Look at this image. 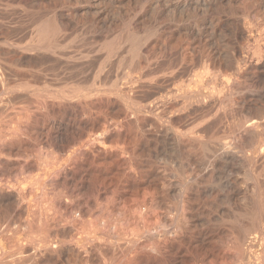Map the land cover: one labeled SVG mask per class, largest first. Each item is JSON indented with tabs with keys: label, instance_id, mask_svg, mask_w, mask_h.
Returning a JSON list of instances; mask_svg holds the SVG:
<instances>
[{
	"label": "bare ground",
	"instance_id": "obj_1",
	"mask_svg": "<svg viewBox=\"0 0 264 264\" xmlns=\"http://www.w3.org/2000/svg\"><path fill=\"white\" fill-rule=\"evenodd\" d=\"M0 243L264 264V0H0Z\"/></svg>",
	"mask_w": 264,
	"mask_h": 264
},
{
	"label": "rangeland",
	"instance_id": "obj_2",
	"mask_svg": "<svg viewBox=\"0 0 264 264\" xmlns=\"http://www.w3.org/2000/svg\"><path fill=\"white\" fill-rule=\"evenodd\" d=\"M38 243L40 244V242H37V244H38ZM5 246H6V247H5ZM7 246H8L7 244H4V243L2 244V243H0V247H1V248H0V252H1V250H2V252H4V253L1 252V253H0V256H1V254L4 255L5 253H7V251H9V253H8L6 256H3V255H2L1 257L4 258V259L8 258L7 261L10 260V261H9V264H12V263H13V264H16V263H15V262H16V260H15L16 258L14 257V255H15L14 253H17V252H15V250H14L13 252L11 251L12 248H13V246H12V247H9V246H8L9 248H7ZM5 250H7V251H5ZM10 251H11V252H10ZM13 254H14V255H13ZM15 256H17V254H16Z\"/></svg>",
	"mask_w": 264,
	"mask_h": 264
}]
</instances>
